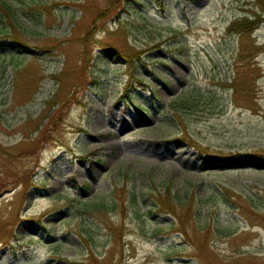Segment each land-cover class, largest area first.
<instances>
[{"label":"rangeland","instance_id":"rangeland-1","mask_svg":"<svg viewBox=\"0 0 264 264\" xmlns=\"http://www.w3.org/2000/svg\"><path fill=\"white\" fill-rule=\"evenodd\" d=\"M2 1L0 264H264V0Z\"/></svg>","mask_w":264,"mask_h":264},{"label":"trees","instance_id":"trees-1","mask_svg":"<svg viewBox=\"0 0 264 264\" xmlns=\"http://www.w3.org/2000/svg\"><path fill=\"white\" fill-rule=\"evenodd\" d=\"M33 8H37V5L31 7L30 11L33 10ZM0 15H1L0 17H2L0 18V25L4 24L6 21L13 23L15 21L16 16L18 15V11L16 8H14L6 1L0 0ZM263 22L264 19L257 14L253 18L246 16L241 19H237L233 21L227 28V31L230 34L239 35L240 37H242L254 33ZM5 33H7V31L2 32V30L0 29V36L6 35ZM14 40L16 41V44L20 50L27 51L28 47L23 41H21L17 37H15ZM242 45L243 43L241 42V46ZM106 51L108 56L116 57L118 58V60H121L124 57V54L119 51H116L117 53L111 49H108ZM140 57L141 55L136 56V58H140ZM158 200L162 206L165 205L168 206L171 210L172 209L174 210L175 207L173 206L172 199L169 196V193L166 192L165 196L161 195Z\"/></svg>","mask_w":264,"mask_h":264}]
</instances>
